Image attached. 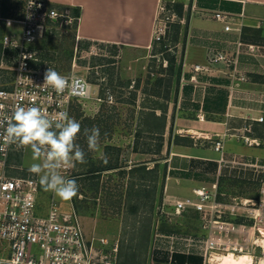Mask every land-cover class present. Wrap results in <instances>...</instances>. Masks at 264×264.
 Segmentation results:
<instances>
[{"label":"crops","instance_id":"obj_1","mask_svg":"<svg viewBox=\"0 0 264 264\" xmlns=\"http://www.w3.org/2000/svg\"><path fill=\"white\" fill-rule=\"evenodd\" d=\"M50 1L58 9L68 7L62 11L80 8L76 19L79 40L109 43L121 53L135 56L153 47L159 0ZM2 5L10 7L7 1ZM188 7L184 17L187 33L184 42L179 41L183 45L177 92L168 102L161 128L151 130L161 131L163 136L166 200L194 196V190L204 187L216 192L217 201L230 212L233 198L258 200L259 195L261 175L248 164L264 163V123L252 120L264 114V0H189ZM217 12L233 16L230 30L225 29L226 22L215 18ZM3 23L5 33L9 25ZM212 50L237 56L236 66L224 61L209 65ZM197 64L209 68L195 71ZM248 123L253 125L248 135L261 141L258 146L231 135ZM224 133L227 135L222 137ZM221 137L223 148L217 150L215 142ZM251 147L262 149L254 152ZM186 214L189 216H182L171 231L157 234L156 261L205 264L204 251L196 241L207 237L209 229L195 209ZM223 220L236 225L248 219L230 212Z\"/></svg>","mask_w":264,"mask_h":264},{"label":"rangeland","instance_id":"obj_2","mask_svg":"<svg viewBox=\"0 0 264 264\" xmlns=\"http://www.w3.org/2000/svg\"><path fill=\"white\" fill-rule=\"evenodd\" d=\"M162 1L166 11L159 18H166V33L160 41L153 42L149 51L136 54L140 56L137 60L135 53H121L115 45L79 40L75 27L60 21L57 28L49 30L51 36L46 41L43 61L40 59L38 63H47L58 72L84 75L92 83L93 92L91 98L74 102L69 114L81 124L77 143L85 150L87 162H77L62 174L77 181L78 194L73 200H63L40 185L36 212L46 215L52 198L63 209L75 210L88 238L103 236L110 244L117 243V264H162L157 263L154 256L158 246L157 234L163 225L182 221L185 215L174 213L176 197L166 200V162L165 155L161 154L163 136L161 131L151 129L161 128L168 102L177 92L176 78L183 42H174L172 38L174 24L185 25L184 17L180 18L176 13L177 5L184 3L186 10L189 0ZM3 22L0 20V39L5 30ZM17 26V23L10 22L8 29L20 31L21 27ZM182 37L183 30L180 31ZM162 49L165 51L161 52ZM0 58V88H8L14 79V71L9 68L8 61L2 62ZM172 58L175 59L173 69ZM107 93H112L113 98L107 97ZM93 126L100 129L99 151H89L83 135L84 128ZM261 149L250 148L254 152ZM32 162L30 150L15 148L10 153V171L13 174L31 173L29 167ZM110 163L118 167L102 171L99 178L92 179L85 174L91 166L101 167ZM142 163H147L146 169L130 170ZM234 215L240 217L239 214ZM241 217L248 219L245 224L253 222L248 217ZM242 230L248 235L253 234L252 227ZM238 232L235 234L237 237L246 234ZM167 245L161 247L164 249ZM228 246L232 248L228 251L236 253L213 250L214 260L207 264H213L217 257L230 253L235 254L242 264H251L255 254L257 261L264 259V248L260 246L256 249L250 243Z\"/></svg>","mask_w":264,"mask_h":264},{"label":"built area","instance_id":"obj_3","mask_svg":"<svg viewBox=\"0 0 264 264\" xmlns=\"http://www.w3.org/2000/svg\"><path fill=\"white\" fill-rule=\"evenodd\" d=\"M4 1L12 3L8 17L2 12ZM19 1L0 0V20L6 21L8 25L10 22L21 25L20 31L7 30L1 39L2 62L5 57L10 59L9 68L14 71V79L10 87L0 88V119L10 115L17 105H35L50 116L60 111H66L69 115L74 102L92 97L93 85L82 74L59 72L68 78V86L63 93H57L50 86H43L45 71L52 66L47 63L38 64V44L46 32L52 29L49 21L61 20L72 24L77 18L69 10L56 8L50 0H21L22 4ZM165 11L164 2L159 0L151 37L153 42L160 41L166 33V18H159ZM214 16L226 22V30L231 29L229 22L233 19L232 15L217 12ZM208 58L209 65L224 61L235 67L237 63V56L228 57L221 51H209ZM208 68L199 64L193 67L195 71ZM107 97L112 99L113 94L107 93ZM96 98L102 99L100 96ZM252 120L264 123V114ZM252 126L248 123L242 130L237 129L231 135L240 136L246 144L258 146L261 141L248 135ZM226 135L224 133L222 137ZM222 137L215 142L217 150L223 148ZM13 149L15 146L5 145L0 137V264H117V243L110 244L103 236L88 238L75 210L63 209L52 198L48 213L37 214L39 178L33 173H11L9 157ZM248 165L261 175L258 200L233 198L230 212L252 219L251 223L235 225L224 221L223 216L230 213L229 210L217 201L216 192L204 187L194 190V196L174 200L175 214L181 215L190 208L195 209L200 214L202 225L209 229L207 237L196 241L204 251L205 264L214 260L213 250L230 252L228 250L232 248L228 245L250 243L255 245V249L258 246L264 248V163ZM246 227L253 228L252 235L242 230ZM238 231L246 233L245 237L235 236ZM188 241L194 242L191 238ZM252 256L257 257L256 254Z\"/></svg>","mask_w":264,"mask_h":264},{"label":"clouds","instance_id":"obj_4","mask_svg":"<svg viewBox=\"0 0 264 264\" xmlns=\"http://www.w3.org/2000/svg\"><path fill=\"white\" fill-rule=\"evenodd\" d=\"M43 86H50L57 93H63L68 78L48 67L44 74ZM0 137L8 146L17 150H30L32 163L29 171L36 174L45 191L70 200L78 194L75 179L62 174L63 170L74 167L75 163H86V152L77 143L81 124L66 111L50 116L41 108L17 105L10 115L0 119ZM87 149L99 151L100 129L96 126L84 128ZM106 162V159H105ZM251 264H264V259L252 258Z\"/></svg>","mask_w":264,"mask_h":264},{"label":"trees","instance_id":"obj_5","mask_svg":"<svg viewBox=\"0 0 264 264\" xmlns=\"http://www.w3.org/2000/svg\"><path fill=\"white\" fill-rule=\"evenodd\" d=\"M9 8H10L9 6H6V7H3V9H2L3 15L5 17L10 16ZM67 8L68 7L63 6V7L59 8V9L63 10V9H67ZM69 9H71V15L73 17H76V18L79 17V15H80V8H78V7H71ZM176 10H177L176 13L178 14V16L180 18H183V17H187L189 7H188V9L185 10L184 3H179L177 5ZM60 21L61 20H51V21H49V25H51V28L52 29L53 28L55 29V28H57L59 26ZM71 26L75 27V29H76L77 28V21L76 20L73 21V23H72ZM3 27H4V23H3ZM174 27H175V34H174L172 40L174 42H179L181 40V38H180V31L183 30V37H182V39H183V42H184V38L186 36L187 28H188L187 21L185 22V25L184 26H182L180 23H176V24H174ZM50 36H51V32L48 31L45 34L43 40L38 44V48H39V51H40L39 52V58L41 60L43 58L44 51H45V48H46V41H47V39ZM164 51H165V49H162L161 50V52H164ZM2 53H3V45L0 42V57H2ZM5 60L10 63V59L8 57H5ZM170 61H171V69H173V66L175 64V59L172 58V59H170ZM180 74H181V65H179L178 70H177V78H176V83L177 84H178L179 79H180ZM153 160H156V159H153ZM147 166H148L147 163H142L140 165H136V166L132 167L130 170L132 172L138 171V170H143V169H146ZM155 166H157V165H155ZM117 167H118L117 164H111V163L108 164V165H105V166H101V167L100 166H91V167L88 168V170L86 171L87 173H85V174H86V176H90V178H92V179H96V178H99L100 177V173L102 171H104V170H110V169L117 168ZM81 174H83V173H81ZM72 200H73V198H72ZM73 204L75 205L74 202H73ZM185 215L189 216L186 213H185ZM185 215H183V216H185ZM178 222L179 221H177L176 223H172L169 226L168 225H163V227L161 228V230H163V231H171V229H172L171 226H175V227H176V225L178 226V224H177ZM157 263L166 264V263H164L162 261H157Z\"/></svg>","mask_w":264,"mask_h":264},{"label":"bare ground","instance_id":"obj_6","mask_svg":"<svg viewBox=\"0 0 264 264\" xmlns=\"http://www.w3.org/2000/svg\"><path fill=\"white\" fill-rule=\"evenodd\" d=\"M213 264H242V263L236 258L235 254L230 253L228 255L223 254L217 257V260L214 261Z\"/></svg>","mask_w":264,"mask_h":264}]
</instances>
